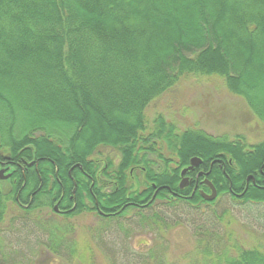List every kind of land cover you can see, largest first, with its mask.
Instances as JSON below:
<instances>
[{
	"label": "trees",
	"instance_id": "16d2710c",
	"mask_svg": "<svg viewBox=\"0 0 264 264\" xmlns=\"http://www.w3.org/2000/svg\"><path fill=\"white\" fill-rule=\"evenodd\" d=\"M212 76L264 123V0H0V160L17 170L7 187L0 181V225L10 207L69 220L100 211L122 218L157 199L174 205L172 191L192 195L179 182L194 157L219 195L264 202V140L181 129L160 112L150 121L156 99ZM14 84L28 86L42 110L12 93ZM45 92L66 104L45 107ZM93 109L103 123L94 132ZM57 202L73 210L57 214ZM182 203L212 202L196 191ZM62 233L49 231L53 254ZM213 245L203 251L208 264H264V243L231 257Z\"/></svg>",
	"mask_w": 264,
	"mask_h": 264
},
{
	"label": "rangeland",
	"instance_id": "374dc122",
	"mask_svg": "<svg viewBox=\"0 0 264 264\" xmlns=\"http://www.w3.org/2000/svg\"><path fill=\"white\" fill-rule=\"evenodd\" d=\"M51 87L56 91L55 85ZM177 87L176 94H165L150 104V121L160 112L169 121H177L181 129L200 128L231 139L243 136L250 145L264 140V123L243 99L228 93L223 78L193 77ZM26 89L30 90L14 84L9 90H22L29 107L35 103L42 110L43 103ZM41 95L50 109L58 110L66 104L60 98L52 103L47 92ZM84 106L82 112L87 110ZM90 112L94 122L89 127L94 132L103 123L94 109ZM103 134L111 135L108 128ZM8 184L2 182L5 187ZM161 203L157 200L149 209H129L122 218L85 212L69 220L53 215L50 209L32 218L23 217L10 207L0 225V264H208L203 254L208 245L215 244L213 250L220 253L228 249L231 257L239 247L264 243L261 204L235 200L228 193L201 205ZM225 210L229 215L219 218ZM155 213L164 220L156 218ZM50 230L63 232L58 255L47 248Z\"/></svg>",
	"mask_w": 264,
	"mask_h": 264
},
{
	"label": "flooded vegetation",
	"instance_id": "af4514ba",
	"mask_svg": "<svg viewBox=\"0 0 264 264\" xmlns=\"http://www.w3.org/2000/svg\"><path fill=\"white\" fill-rule=\"evenodd\" d=\"M201 165H202V162H200L193 169L187 170L184 174H182V172L184 170V169H182V171H181V180L179 182V187H180V183L183 184V186L180 187L181 189H183L184 187L191 186L192 187V195H194V193L196 191H198L199 194L204 199V196L206 194L210 193V186L206 182V180L208 179L207 176L209 174V171H206L205 170L206 168L202 167ZM212 165L213 164L210 165L209 170L211 169ZM0 170H2L1 177H0L1 184H2V182L4 180L7 182L9 179H11L13 177V175L17 171L16 168L13 165L8 164V161H6V160H0ZM7 175H9V176L6 177ZM258 177L260 179L258 187L261 189V191L264 192V158L262 160L261 167H260V169L258 171ZM251 178L253 179L252 175H250L247 178V185L249 184ZM158 190H159V188L155 191L154 195L152 196L151 201L156 199ZM192 195H184L182 193L178 194V193L172 191L169 194V198L173 202H175L174 204H177V203L180 204L181 202H185ZM229 195L232 198H234L235 200H242L241 197L243 195V192L242 193H235V192L233 193L232 192ZM218 196H219V194H217V197ZM157 200H159V199H157ZM160 201L163 202V203H161L163 205L168 204V202H167L168 200H160ZM205 201L209 202L207 200H205ZM211 202H213V201H211ZM253 204H255V203H253ZM257 204H261V205L264 206V202H260V203H257ZM138 206H143V205L139 204ZM53 208H54V210H55V212L57 214H63V213H66V212H69V211L73 210V208L72 209H67V210L61 209L60 206H59V202L55 203Z\"/></svg>",
	"mask_w": 264,
	"mask_h": 264
},
{
	"label": "water",
	"instance_id": "95a60500",
	"mask_svg": "<svg viewBox=\"0 0 264 264\" xmlns=\"http://www.w3.org/2000/svg\"><path fill=\"white\" fill-rule=\"evenodd\" d=\"M200 162H202V159L201 158H198V157H194L190 160V164L189 166H187L186 168H184L182 174H184L187 170H190V169H193L195 166H197ZM1 172L2 170H0V177H1ZM9 175H7L6 177H8ZM206 182L208 183V185L210 186V193L209 194H206L204 196V199L207 200V201H213L216 197H217V189L215 187V185L209 180L207 179ZM183 186L182 183H180V187ZM100 213L104 214V215H107L105 213H103L102 211H100Z\"/></svg>",
	"mask_w": 264,
	"mask_h": 264
}]
</instances>
